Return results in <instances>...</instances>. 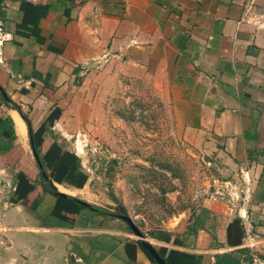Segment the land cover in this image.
<instances>
[{
    "label": "crops",
    "instance_id": "crops-1",
    "mask_svg": "<svg viewBox=\"0 0 264 264\" xmlns=\"http://www.w3.org/2000/svg\"><path fill=\"white\" fill-rule=\"evenodd\" d=\"M250 4L264 13V0H0V264H155L141 247L135 259L128 255L127 242L141 238L116 213L59 206L45 191L47 181L91 204L98 198L84 161L90 177L81 188L45 178L13 105L38 130L103 56L160 79L174 115L219 170L216 190L188 226L141 230L144 240L166 257L178 251L196 264H236L250 232L264 257V31ZM52 130L42 153L63 143ZM20 171L36 181L26 196L16 190Z\"/></svg>",
    "mask_w": 264,
    "mask_h": 264
},
{
    "label": "rangeland",
    "instance_id": "rangeland-1",
    "mask_svg": "<svg viewBox=\"0 0 264 264\" xmlns=\"http://www.w3.org/2000/svg\"><path fill=\"white\" fill-rule=\"evenodd\" d=\"M158 80L124 57H96L57 106L52 130L69 148L77 138L86 144L92 204L123 207L147 231L188 226L219 178L213 154L176 118Z\"/></svg>",
    "mask_w": 264,
    "mask_h": 264
},
{
    "label": "trees",
    "instance_id": "trees-1",
    "mask_svg": "<svg viewBox=\"0 0 264 264\" xmlns=\"http://www.w3.org/2000/svg\"><path fill=\"white\" fill-rule=\"evenodd\" d=\"M13 105L21 111L23 118L29 125L32 145L33 147H35L36 152L38 153L43 165V168L41 169L45 170L49 177L58 183H68L76 187H83L88 182L90 174L84 169L82 163L83 160L78 154L66 148L67 146H65L64 143H59L58 141H54L45 153L41 152V145L44 140V135L60 118L62 114L61 108L57 106L54 107L53 111L49 114L42 126L38 130H34L29 115L25 111H23L22 107L19 104L14 102ZM17 178L18 184L16 190L17 193H19L21 196H26L35 188L36 181L31 180L23 171L18 172ZM44 189L45 191L55 195L58 198L59 206H67L76 211L85 208L100 214L114 215L113 213H110L105 208L98 205L92 204L93 208L83 206L76 197L57 192L47 181H45L44 183ZM120 209H122L123 213L125 214L123 207H120ZM236 221L238 222V219L235 220L234 223H237ZM151 234H153L155 237L161 236L165 240H169L171 237L170 233L162 230L151 231ZM230 241L231 243L233 242L232 238H230ZM138 247H141L151 258V260L155 264H158L156 259L146 247L144 241L141 239L131 240L126 244V251L132 259L136 258V251ZM157 251L164 258L167 264L198 263L195 257L186 253L171 251L170 254L166 257V249H159Z\"/></svg>",
    "mask_w": 264,
    "mask_h": 264
},
{
    "label": "built area",
    "instance_id": "built-area-1",
    "mask_svg": "<svg viewBox=\"0 0 264 264\" xmlns=\"http://www.w3.org/2000/svg\"><path fill=\"white\" fill-rule=\"evenodd\" d=\"M247 9L249 14L255 18V24L257 28L264 31V13H256L252 4H250ZM73 148L79 156L84 158L86 154V144H82L80 138L76 139ZM228 187L229 186L221 187L216 191V194L220 197H224L226 188ZM247 236L245 250L241 254V257L236 264H264V257L262 256L261 251L258 249L255 239L251 236L250 232H247Z\"/></svg>",
    "mask_w": 264,
    "mask_h": 264
},
{
    "label": "water",
    "instance_id": "water-1",
    "mask_svg": "<svg viewBox=\"0 0 264 264\" xmlns=\"http://www.w3.org/2000/svg\"><path fill=\"white\" fill-rule=\"evenodd\" d=\"M32 141V138H31ZM33 151L34 154L37 158L38 164L41 168H43V165L41 163V160L39 158L38 153L36 152L35 147H33ZM43 175L45 176L46 179H49V176L47 174V172L45 170H43ZM77 200L85 207L88 208H93L92 204L77 198ZM117 217H119L120 219L124 220L127 222V224L129 225V227L131 228V230L137 235L139 236V238H141V240L144 241L146 247L148 248V250L150 251V253L153 255V257L156 259V261L159 264H167L166 261L164 260V258L159 254V252L157 251V249H155L149 242L144 240V233L141 231V229L136 225V223L134 222V220L132 219V217L128 214H124V213H116Z\"/></svg>",
    "mask_w": 264,
    "mask_h": 264
}]
</instances>
